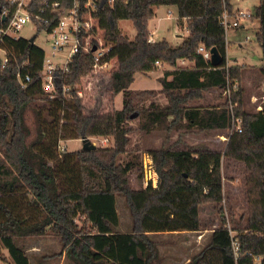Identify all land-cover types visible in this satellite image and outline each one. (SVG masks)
Here are the masks:
<instances>
[{"label": "trees", "instance_id": "trees-1", "mask_svg": "<svg viewBox=\"0 0 264 264\" xmlns=\"http://www.w3.org/2000/svg\"><path fill=\"white\" fill-rule=\"evenodd\" d=\"M45 2L59 3L63 9L74 5V0H33L28 11L40 14ZM160 7H176L181 27L186 21L189 35L180 46L167 40L149 42V22ZM17 9L0 0V260L32 264L26 242L52 232L62 244L60 256L67 264H160L150 234L202 231V208L208 205L223 215L224 165L236 161L249 172L242 218L246 225L236 229V237L225 226L214 229L210 243L188 264H264V102L255 114L243 110L241 80L250 66L229 65L227 59L222 17L233 11L231 0H115L113 5L100 1L93 14L98 24L93 43L100 42L95 36L101 31L110 52L100 64L113 70L109 71L112 97H124L121 110L107 113L87 108L76 88L95 72L91 50H82L67 72L55 71V98L44 92L46 52L35 42L1 33ZM46 17L58 19L49 10ZM252 18L260 25L256 40L263 53L259 71L264 77V0ZM122 20L134 23L133 41L122 35ZM53 27L54 23L38 29L50 32ZM201 45L217 49L223 64L214 67L205 60L198 52ZM183 62L190 65L184 67ZM164 65L172 68L160 81L166 106L151 101L154 91L131 90L137 74ZM19 75L30 76L31 82L23 86ZM228 88L230 99L225 96ZM212 91H221L225 102L210 106L206 93ZM233 115L242 120V132L228 137L225 153L187 144L181 135L173 144L148 151L159 188L133 187V176L144 173L143 163L133 160L135 154L144 153L133 144V133L161 130L170 137L184 124L186 133L197 129L222 136L233 128ZM135 121L138 129L131 126ZM91 137H113L114 145L60 154L61 141ZM118 197L125 199L132 217L127 234L119 230ZM79 218H84L85 229Z\"/></svg>", "mask_w": 264, "mask_h": 264}, {"label": "rangeland", "instance_id": "rangeland-1", "mask_svg": "<svg viewBox=\"0 0 264 264\" xmlns=\"http://www.w3.org/2000/svg\"><path fill=\"white\" fill-rule=\"evenodd\" d=\"M29 0L25 3L28 4ZM261 0H231L233 11L229 13L230 21H236L237 15L242 11L250 14V17H241L239 28H230L227 30L226 38L228 41L227 59L229 65H247L250 66L242 75L241 90L243 110L250 114L257 113L263 106L264 102V85L262 83L264 77L260 74L263 65L262 49L256 40V34L259 30V22L252 18L256 8L260 5ZM26 8V7H25ZM27 9V8H26ZM28 10V9H27ZM178 11L176 7H160L156 10V16L149 22L150 38L155 42L167 40L173 46L181 45L188 37V25L181 27L178 25ZM119 29L123 36L133 41L136 38L137 31L134 23L130 20H122L119 22ZM16 38H24L27 40L35 39V44L46 52L47 58H52V48L50 46V34L46 30L38 29L34 23L25 25L20 31L14 33ZM105 46L102 33L97 32L96 36ZM109 47V46H106ZM56 64L61 65L64 62L63 55H59L55 59ZM117 67V65H116ZM111 67L106 70H99V73H90L82 78L81 83L76 88L82 93L87 108L100 110L107 113L115 110H121L123 107V95L115 98L112 97L110 91V73ZM172 70L169 65L158 67L154 72L148 74H137L131 90L154 91L156 97L151 101H155L162 106L168 104L167 95L162 92L161 78L164 72ZM113 71V70H112ZM208 102L211 105H220L225 102V96L221 91H212L206 93ZM208 102L204 104L209 105ZM150 104L147 100L146 105ZM233 109L235 106L233 105ZM134 129H138V121L131 122ZM184 124H181L179 130L176 128L171 131L170 137L165 131H157L153 134H145L144 132H135L132 134V142L138 145L143 152L135 154L134 161H141L146 165L143 177L138 174L132 178L133 187L135 189H145L146 177H150L149 158L147 154L150 149H160L162 147L173 144L179 140L189 143L190 145L204 146L211 149H217L225 153L229 138L235 134L233 128L225 135L218 133H206L197 129L186 133ZM94 138V137H91ZM89 138V139H91ZM103 137L94 138L95 141L104 149H111L114 143L113 137L107 138L109 141L106 145L102 142ZM169 138V140H168ZM92 141V140H91ZM63 146L67 151L74 152L83 150L82 140L64 141ZM98 147L97 149H99ZM144 165V166H145ZM224 213L217 214L212 206L208 205L202 208L203 229L199 232H183V233H160L151 236L156 242L162 261L160 264H188L190 260L197 257L202 250L210 243L214 229L225 226L233 237L238 235L236 229L243 228L246 222L243 216L246 213V192L249 172L246 171L245 165L240 162H230L224 165ZM230 199V200H229ZM117 212L120 218L119 230L122 234H127L132 230V217L130 211L125 205V199L118 197ZM232 203V204H230ZM231 205L232 213H231ZM221 219L223 222L221 223ZM81 228L84 227V218L78 219ZM224 223V224H223ZM85 229V228H83ZM237 242V241H235ZM238 243V242H237ZM27 253L30 255L32 264H67L68 261L62 254V244H60L57 236L48 232L45 237H35L26 242ZM4 253L6 251H3ZM59 255V256H58ZM0 264H4L0 260Z\"/></svg>", "mask_w": 264, "mask_h": 264}, {"label": "built area", "instance_id": "built-area-1", "mask_svg": "<svg viewBox=\"0 0 264 264\" xmlns=\"http://www.w3.org/2000/svg\"><path fill=\"white\" fill-rule=\"evenodd\" d=\"M12 5H17L18 9L15 14L12 16L9 26L6 30H3L1 33L3 35H8L15 37L14 33L20 31L25 25L29 23H34L38 28L39 26L49 27L54 23V27L50 32V46L52 48V58L46 55L44 62L43 78H42V88L44 92L49 95L51 98L57 96V90L54 81L55 71L61 69L63 72L69 70L70 64L75 60V58L83 51L91 50L93 53V59L95 64V72L99 73V70H106L109 68V64H100L104 56L110 52V48L104 46L101 42L98 44L93 43V31L98 28L97 21L94 17V13L97 12L99 2L102 0H74V5L71 8L63 9L59 3L50 4L45 2V7L42 8L40 14H32L27 9L33 0H29L28 4L25 3L26 0H8ZM115 0H108L110 5H113ZM27 9H26V8ZM49 10L51 14H56L58 19L53 22L52 19L46 17V12ZM45 14V15H43ZM241 17H250V14L239 12V15L235 18L236 21H230V15L225 11L222 17V25L226 29V32L230 28H239ZM86 36V38H85ZM16 38V37H15ZM149 42L154 43L155 41L151 37ZM96 48V51L93 49ZM1 52H3L0 49ZM199 54L203 55L204 59L207 61L212 60L211 50H207L204 45H201L198 50ZM59 55H63L64 62L59 65L56 64L55 59ZM8 62V59L4 57V64ZM185 64V62H183ZM160 65V64H158ZM21 83L23 86H26L31 82V77L26 76L22 78L19 75ZM232 90L228 88L225 92V96L229 99L231 98ZM80 95L82 93L80 92ZM233 110V106L231 105ZM233 131L235 133L242 132V120L234 117L233 115ZM93 144L98 147L100 145L95 141L94 138H91ZM109 140L107 138H102L104 145L107 144ZM64 141H61L59 146L60 154L67 152V148L63 146ZM114 145V143H113ZM112 145V146H113ZM102 148V147H100ZM149 158V167L151 175L146 177V186L145 189L154 188L158 189L160 186V178L155 167L153 157L150 154L146 156ZM145 164L143 163V166ZM144 166V172H145ZM239 248L238 243H234L235 253H237Z\"/></svg>", "mask_w": 264, "mask_h": 264}, {"label": "water", "instance_id": "water-1", "mask_svg": "<svg viewBox=\"0 0 264 264\" xmlns=\"http://www.w3.org/2000/svg\"><path fill=\"white\" fill-rule=\"evenodd\" d=\"M3 21H6V18H3ZM32 43L35 42V37L30 40ZM93 51H96V48L93 49ZM212 60L211 63L214 67H220L223 64V58L221 57L220 53L217 51V49H212ZM83 143V149L84 150H97V146L93 144V142L88 138H82Z\"/></svg>", "mask_w": 264, "mask_h": 264}, {"label": "crops", "instance_id": "crops-1", "mask_svg": "<svg viewBox=\"0 0 264 264\" xmlns=\"http://www.w3.org/2000/svg\"><path fill=\"white\" fill-rule=\"evenodd\" d=\"M157 9H158V8H157ZM157 9H156V10H157ZM156 10H155V12H156ZM185 22H186V21H183V25L185 24ZM183 42H184V41H183ZM176 46H180V45L178 44V45H176ZM189 65H190L189 63H185V64L182 63V66H184V67H187V66H189ZM262 84L264 85V79H263L261 85H262ZM259 108H261V106H259ZM260 110H261V109H260ZM178 233H183V232H178ZM159 234H160V233H159ZM150 235H154V234H150Z\"/></svg>", "mask_w": 264, "mask_h": 264}]
</instances>
